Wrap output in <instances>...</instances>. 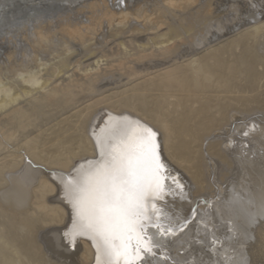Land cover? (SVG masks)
<instances>
[{
    "label": "bare ground",
    "instance_id": "6f19581e",
    "mask_svg": "<svg viewBox=\"0 0 264 264\" xmlns=\"http://www.w3.org/2000/svg\"><path fill=\"white\" fill-rule=\"evenodd\" d=\"M192 1L194 0H166V4L174 8H185L193 7ZM90 3L92 9L98 8L91 17L93 18L92 23H89L91 25L87 26L88 31L94 34L101 26L102 19H107L110 23L120 19V22L117 21L120 24L131 16L129 12L122 11L117 17L116 13L101 7L104 4L101 1ZM253 8V10L245 9L243 13L250 18L247 22V24L251 23L250 26L248 25L244 30L242 28L243 31L238 32L233 38L215 42L205 47L203 51L193 50L195 53L187 54L185 59L183 57L181 59V54L194 49V46L198 47L195 39L201 35L193 33L188 36L190 40H187V36L181 37L182 33L186 34L185 32L175 30L173 36L161 37L159 40H164L160 42L156 40V42L153 41V35H150L151 39L137 38L141 33L146 35L145 31L151 32V30L147 29L140 33L138 29L133 28L132 31L129 30L131 34H127V31L123 32V35L119 32L121 36L116 35V38L127 39L125 42L128 45L124 48V52H120L122 55L119 59H115L116 56L107 60L105 67H100V62L112 54L114 56V51L111 55L107 54V57H103L104 59H93L94 62L88 65L92 67L85 70L79 71L76 66L71 65L79 71L76 75L73 72L71 75L68 74L64 68L61 70L53 68L41 85L37 77L24 79L22 94H17L14 99H20L22 96L26 100L9 113L16 119L17 128L24 133V139L18 147L7 150L0 159V165L6 162V166L10 169L17 170L24 165L21 175L11 178L12 187L1 193L4 203H10L18 208L20 214L14 215L0 206V218L3 219L2 225L0 223L2 226H0V262L18 264L16 260L21 262L22 259H17V256L25 250L27 254L39 253L40 247L36 242L35 232L41 226L54 225L53 229L49 230L50 236L46 237L48 242L52 241L50 243L53 246L59 245L61 239L65 240L63 234L73 227L74 211L65 196L62 180L77 170L86 169L87 162H95L99 159V150L93 133L104 137L112 126L123 118L140 121L158 132L160 155L169 176L164 182L167 187L163 194L155 198L149 197L145 201L148 205L147 214L151 218L147 228V236L151 238V251H142L140 256L133 260V264L141 263L156 248H166L170 245L172 243L170 240L177 238V234L174 235L173 232L166 234L165 227H173L177 231L182 223L180 217L183 218L184 212L189 211L190 214L193 212L199 197L207 195L214 198L216 194L218 198L211 207L214 208V218L225 226V233L222 234L224 243L217 248L216 256L207 255L205 264H251L257 259L258 255L252 254V249L249 251V248H252L253 241L257 240L255 243L261 244L264 249V221L260 220L264 218V117L256 115L264 109V93L259 88V82L264 77V53H262L264 51L259 49L260 45H257L264 30V21H255L259 19L258 7ZM192 27L193 25H189L186 30ZM43 30L40 27L36 32L40 41L46 40L47 33ZM63 30L69 37L84 38L86 35L78 25L73 27L68 25ZM186 43L191 46L186 47ZM205 43L207 42H204V45ZM121 44L125 45L124 43L115 45L120 47ZM140 63L143 64L139 66ZM135 68H139V72L135 73ZM116 69L126 75L131 73L136 75L119 86L121 89L112 91L108 95L105 93L103 96L101 93L100 96L92 95L91 100L85 102L84 98L91 96L96 90L95 82L103 78L106 72L113 73ZM3 91L5 98L11 96L7 90ZM80 99L84 100L81 104ZM77 102L80 105H77ZM42 105H46L45 110L48 106L52 107L51 110L47 109L48 112L44 111L43 116L47 115L44 121H49L59 112L60 115L55 117L57 122L54 121L55 123L51 125L49 121V126L45 122L47 127L39 122L37 128L31 129L32 121H28H35L36 118L41 117H37V113L40 112L38 107ZM2 106L3 102L0 103V107ZM98 106L109 111L104 112L103 117L97 122L98 125L93 128V121L102 110ZM118 111L123 114L117 113ZM240 120L245 121L240 122ZM217 132L237 133L236 135L246 138L242 140L243 138L234 136L223 141L222 138L217 140L216 137H212ZM76 136L83 137L82 155L71 151L64 154L57 152L55 146L58 142L62 140L67 142ZM232 140L234 147L225 146V143H230ZM213 156L229 168V175L230 173L233 175L227 174L228 177L225 172L221 179L213 177L212 182L211 176H207V166L208 159L214 158ZM47 160L52 162L53 168H58L62 172L52 173L50 167L43 165ZM39 163L43 164L39 166ZM184 173L186 176L183 175ZM172 177L177 179L178 184L172 183ZM186 180L190 181L191 190L193 189L195 195L192 203L186 199L188 197L184 186ZM215 181L217 183L214 185ZM220 184H224V187ZM153 204L154 209L151 208ZM199 209L202 211L205 207L200 206ZM188 217L184 216V220L186 221ZM162 220H166V224H163ZM157 224L160 225L159 228L156 227ZM79 240L85 248L84 258L87 260L94 257V264H97L98 253L93 241L88 237H80L75 243H79ZM183 258H189L190 261L189 256ZM100 260L103 264L102 254Z\"/></svg>",
    "mask_w": 264,
    "mask_h": 264
},
{
    "label": "rangeland",
    "instance_id": "374dc122",
    "mask_svg": "<svg viewBox=\"0 0 264 264\" xmlns=\"http://www.w3.org/2000/svg\"><path fill=\"white\" fill-rule=\"evenodd\" d=\"M91 1L103 2L104 4L101 7L105 9L108 8L109 11L116 13L117 17L118 14L122 11L129 12L131 16L120 24L118 23L120 22V19L114 21L113 23H110L107 19H102L100 20L101 26L99 27L97 33L94 34L90 30L88 31L87 28V26L91 25H89V23H92V15H94V12L98 11V8L92 9L89 6L91 4ZM192 3L194 4L193 7L189 6L185 7V9L170 7L166 4V0H1L0 103L3 102V106L0 107V159L3 158V156L7 153V150L18 147L20 142H22L24 139V133L20 132L17 128L16 119H14L13 116L9 114L10 111L15 108V106L21 104V102H24L26 100H24L22 96V98L20 97V99H14L17 94H22V90L24 89V79L37 77L40 80L39 85H41L48 72L53 70V68H58L57 70H61V68H64L65 71L67 70L68 74L71 75V73L73 72V74L76 75L80 70L91 68L92 65H88L94 62L93 59L97 60L105 56L107 57V54L111 55V52L114 51L115 53L112 52L114 53V56L112 54L111 56L113 57H107L105 59L106 62L105 60L103 61L104 58L101 59L103 62H100V67H105V63H107V60H111V58L113 59L116 56L117 57L115 59H119V56L122 55L120 52H124V48L128 45V43L125 42V40L127 39L116 38V35L119 34V36H121L123 35V32L127 31V34H131L133 28L135 30L138 29V32L140 31V33L147 29H149L148 31L151 30V32L145 31L146 35H143L141 33L139 37H137L138 39L143 38V40H145L151 39L153 37V41L157 40L158 42L164 40H159V38L161 37L165 38L166 36H173L172 34L175 30L186 33H182L183 35L180 33V36L182 35L181 37H188L193 33L201 35V37H198L199 39H195L198 44L196 45L198 47L194 46V49L189 50V52L184 51V53L181 54V59L182 57L183 59H185L187 58V54H193L195 52L203 51L207 48V46H210L215 42H220L223 39V41L231 39L236 36L238 32L240 33L242 28L244 30V28H247L248 25L250 26L251 23L247 24L250 18L246 15L244 16L243 14L245 9L255 10V8L253 7L257 6V14L259 19H256L255 21H264V0H194L192 1ZM99 13L101 12L99 11ZM144 14L146 16V19L148 18L150 20L144 19ZM40 20L42 23L40 22ZM68 25H71V27H73V25H78V27L82 28L84 34H86L84 38L80 37L79 35V37H69V35L63 30V28ZM175 25H177V27ZM189 25H193L192 29L186 30ZM179 26H181V28ZM40 27L42 28V30H45H43L45 33H47L46 40L40 41L37 36L36 32ZM182 28H184L185 31H182L184 30ZM48 31L52 32L49 33ZM119 32L121 33V35ZM150 35L153 36L151 37ZM154 37L156 39H154ZM259 38L260 39H258L257 45H264V30ZM111 39H113L114 41H111ZM187 40H190L189 37ZM199 42L203 44V47ZM204 42H207L208 44L205 43L204 45ZM259 42L261 43L259 44ZM117 43H124L125 45L121 44V46L119 47L118 45H115ZM186 44V47L191 46L189 45V43ZM263 45L261 46L262 48L258 46L262 51H264ZM110 46L113 48H111ZM118 48H121V50H118ZM101 54L102 56H100ZM142 64L143 63H140L138 65L140 66ZM71 65L74 67L76 66L79 71L77 69H74V67H72ZM134 71H136L135 73H137V71L139 72V68H135ZM62 73H64V71ZM123 73L124 72H119L116 69V71H114L113 73L106 72L105 74H103V78H100L97 82H95L96 90L92 92L91 96L84 98V100H86L85 102H89L91 100V97H93L92 95L100 96L101 93L103 96L105 94H110L112 91H117L121 89L119 88V86L125 84V82L129 80V78H134L135 73H131L129 75ZM30 74H32L33 76H28ZM262 79L259 82V88L264 93V77ZM108 87H110V89ZM3 90H7L10 93L9 95L11 96L9 98H5L6 96H4L5 92ZM78 90L81 91L82 89ZM80 100V102L78 101L80 104L81 102H84L83 99ZM78 102L77 105H80ZM50 107L51 106H48L47 109L51 110L52 107ZM98 107H101L99 109L102 110H100L98 115H96V119L93 121V128L98 125L97 122L101 117H103V115L105 114L104 112L109 111L107 109L104 110L102 106ZM45 108L46 105L38 107L40 112L37 111V117H42L44 111L45 113L48 112V110L46 109V111ZM117 113L120 112L118 111ZM58 114L60 115V113L58 112L55 114L56 116L49 119L51 125L57 122L55 117H58ZM120 114H123V112H121ZM256 115L264 117V109ZM46 116L44 115L42 118L38 117L35 119V121L29 120L28 122L32 121L31 129L37 128L39 122L44 123V126H46L47 123V126H49V121H44V118ZM244 121L245 120H240V122ZM236 134H220V132H217L213 134L212 137H216L217 140H220V138H222V141L223 139L233 138L234 136L241 139L243 138L242 140H245V136L241 135L242 137H240L239 134ZM225 146L229 148L234 147V141L232 140L230 141V143H225ZM55 147L58 149L57 152L60 154L71 151L74 154L82 155L84 153L83 137H72L67 142L62 140L58 142ZM24 151H26L25 148ZM22 154L26 157L24 152ZM26 159L29 160L28 158ZM40 164L42 165L43 163H39V166H41ZM45 164L47 167H50V171L52 173H57V171H60L58 170V168L56 169L52 167L51 161L47 160V162H45L43 165ZM23 167L24 165L22 166V168L16 170L15 168L10 169L9 167H7L6 162L0 165V206L14 215L20 214L19 209L13 207L10 203H4L1 197V193L9 190L10 187H12L13 184L11 182V178L13 176L21 175L24 169ZM228 171L229 168L227 166H224L223 163L219 161V159H216L215 157H211L208 159L207 176H211L210 178H212V182L214 181L213 177H218L219 179H221L222 174L225 172L226 175H229ZM61 172L62 171H60L59 173ZM183 175L186 176L185 173ZM230 175L232 176L233 174L230 173ZM216 183L217 182L215 181L214 185ZM184 186H186L185 190L188 194V197L186 198L187 201H189L190 203L194 202L195 195L193 194V189L191 190L192 186L190 184V181L186 180V184ZM220 186L224 187V184H220ZM212 197L213 196L207 195L201 196V198L199 197L196 205L194 206L193 212L191 214L189 211L183 213L184 216L189 217L186 221L184 220V216L183 218L180 217V220L182 221V223L180 224L181 226L178 228L180 231L178 229L176 231L173 227H165L164 232L166 234H172L173 232L174 235L177 234V238L171 239L170 241L172 243L166 248H156L153 253L145 257L139 264H205L207 263L206 257L208 254L216 256L218 254L217 248L221 246L222 243H224L222 234L225 233V226L222 223H218V221L213 216L214 208L211 207V204L214 205V201L218 198V194H216L214 198ZM209 199L210 201H208ZM200 206L205 207V209L199 211ZM26 208L29 210L30 205L29 208L28 206ZM1 218L0 223L2 225L3 219ZM260 220L263 222L264 218H261ZM162 222L163 224H166V220H162ZM44 226H41V228H38L35 232V239L40 247V252H32V254H30L31 252H28L27 254L26 250L24 253L21 252L18 255L19 257L17 256V259H22L21 262L20 260H16L18 261V264H30V262L32 261L33 263L31 264H86V262H88L87 264H94V257L90 258L91 260H86V258H84L85 248L80 240L78 241L79 243H75L74 247H70L68 243L63 239H61L59 245L53 246L51 244L52 241H50L51 243L48 242L46 240V237L50 236L49 230L53 229L54 225L48 224V226ZM220 232L221 234H219ZM37 235L39 237H37ZM255 241H253V247H250L249 251L252 249V254L258 255V257L251 264H264V249H262L263 247L261 244H256L257 242L255 243ZM259 248H261V250H259ZM21 254H23L24 256H20ZM184 256H189L190 261L189 258L184 259ZM22 257H24L25 259H23ZM180 257L181 259H179ZM182 258L184 259V262L182 261ZM23 260L27 261L24 262ZM220 261L224 260L220 259ZM0 264L4 263L1 261Z\"/></svg>",
    "mask_w": 264,
    "mask_h": 264
},
{
    "label": "snow or ice",
    "instance_id": "6c2138e0",
    "mask_svg": "<svg viewBox=\"0 0 264 264\" xmlns=\"http://www.w3.org/2000/svg\"><path fill=\"white\" fill-rule=\"evenodd\" d=\"M93 135L99 159L62 180L74 211L73 227L63 236L70 247L77 238H90L97 249V264L101 254L103 264H121V260L133 264L142 251H151L147 236L151 218L145 201L162 195L169 179L158 132L123 118L106 136ZM171 180L178 184L175 177Z\"/></svg>",
    "mask_w": 264,
    "mask_h": 264
}]
</instances>
